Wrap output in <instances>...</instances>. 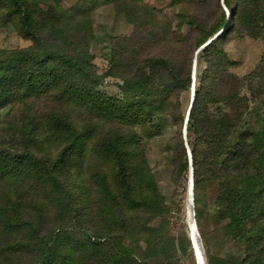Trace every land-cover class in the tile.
I'll list each match as a JSON object with an SVG mask.
<instances>
[{
    "label": "trees",
    "instance_id": "1",
    "mask_svg": "<svg viewBox=\"0 0 264 264\" xmlns=\"http://www.w3.org/2000/svg\"><path fill=\"white\" fill-rule=\"evenodd\" d=\"M172 3L176 23L145 0H0L30 41L0 48V264H196L147 155L156 137L172 184L192 169L204 263L264 264V50L238 74L226 48L264 42V0ZM103 5L132 32L110 36L99 74Z\"/></svg>",
    "mask_w": 264,
    "mask_h": 264
},
{
    "label": "rangeland",
    "instance_id": "2",
    "mask_svg": "<svg viewBox=\"0 0 264 264\" xmlns=\"http://www.w3.org/2000/svg\"><path fill=\"white\" fill-rule=\"evenodd\" d=\"M63 7H70L78 0H59ZM150 5L166 14L173 23H176V8L173 0H145ZM226 11V10H225ZM228 19V12L226 11ZM93 28L96 33V40L93 42L91 52L93 54V62L97 66L99 74H102L107 66L105 52L108 50L110 36L128 35L132 32V25L127 23L122 16H117L115 10L110 5L99 6L92 12ZM30 41L23 38L17 19L0 9V48L11 49L15 47H23L29 45ZM229 57L234 61L232 71L238 74H244L252 69L264 50V42L249 37L234 38L226 45ZM196 68V64H195ZM116 82L118 79L105 77L101 82V88L110 92L118 91ZM190 97V93L188 98ZM186 104V99H184ZM167 137V135H165ZM165 139V138H164ZM147 155L151 165L157 174L158 183L161 190L170 202L177 204L180 208L176 214L177 224L186 228L191 245L193 242L197 255L196 264H204L205 256L200 234L196 228L192 233L191 223L194 222V204L192 195L189 192V178L181 185L172 184L170 179V168L166 160V152L164 150L163 137L152 138L147 143ZM190 194V195H189ZM215 220L212 216H206L204 219L205 228L215 226ZM192 245V249H193ZM193 249V253H194ZM234 247L231 242L224 243L222 253L233 251ZM195 256V255H194Z\"/></svg>",
    "mask_w": 264,
    "mask_h": 264
},
{
    "label": "water",
    "instance_id": "3",
    "mask_svg": "<svg viewBox=\"0 0 264 264\" xmlns=\"http://www.w3.org/2000/svg\"><path fill=\"white\" fill-rule=\"evenodd\" d=\"M197 51V50H196ZM194 74H195V58L193 60V71H192V83H191V88H190V102H189V105H188V108H187V111H186V116H185V121L188 117V111H189V108H190V105H191V100H192V96H193V90H194ZM184 132H185V126H183V138H185L184 136ZM186 147H187V144L185 143ZM187 152H188V155L190 157V153H189V149L187 147ZM192 188H193V182H192V169L190 168V172H189V192L190 194L192 195L193 191H192ZM192 197V196H191ZM193 199V197H192ZM193 227L195 228L196 230V224H195V221L193 222ZM192 245H193V242H192ZM193 249H194V245H193ZM194 255H195V258H196V261H197V255H196V252H195V249H194ZM205 264V263H204Z\"/></svg>",
    "mask_w": 264,
    "mask_h": 264
},
{
    "label": "bare ground",
    "instance_id": "4",
    "mask_svg": "<svg viewBox=\"0 0 264 264\" xmlns=\"http://www.w3.org/2000/svg\"><path fill=\"white\" fill-rule=\"evenodd\" d=\"M189 195H190V194H189ZM190 228H191V231H192V233H193V231H194L193 223H191ZM200 264H201V263H200Z\"/></svg>",
    "mask_w": 264,
    "mask_h": 264
}]
</instances>
